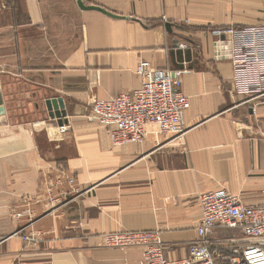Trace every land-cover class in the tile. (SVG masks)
Wrapping results in <instances>:
<instances>
[{
  "label": "crops",
  "instance_id": "crops-1",
  "mask_svg": "<svg viewBox=\"0 0 264 264\" xmlns=\"http://www.w3.org/2000/svg\"><path fill=\"white\" fill-rule=\"evenodd\" d=\"M78 1L0 2V264H144L143 248L104 246L123 231H156L165 256L183 259L200 194L264 206V97L234 96L211 35L260 25L264 0H83L127 19ZM141 61L185 71L181 144L150 128L115 146L87 117L92 99L140 86ZM238 237L218 229L213 241Z\"/></svg>",
  "mask_w": 264,
  "mask_h": 264
},
{
  "label": "built area",
  "instance_id": "built-area-1",
  "mask_svg": "<svg viewBox=\"0 0 264 264\" xmlns=\"http://www.w3.org/2000/svg\"><path fill=\"white\" fill-rule=\"evenodd\" d=\"M211 35L219 44V56L224 52L231 60L234 96L246 102L263 98L264 22L216 29ZM136 73L140 79L136 90L109 100L92 99L88 119L105 127L115 146L144 143L150 128L163 138L183 143L187 133L185 116L191 106L190 98L182 91L185 71L159 69L149 61H141ZM197 203L202 214L197 240L189 244L183 259L165 256L164 242L156 231L105 234L104 246L143 248L144 264H264V206L247 204L226 189L200 194ZM218 229L238 231L240 237L215 242L213 236ZM23 239L33 245L40 242L36 235Z\"/></svg>",
  "mask_w": 264,
  "mask_h": 264
},
{
  "label": "water",
  "instance_id": "water-1",
  "mask_svg": "<svg viewBox=\"0 0 264 264\" xmlns=\"http://www.w3.org/2000/svg\"><path fill=\"white\" fill-rule=\"evenodd\" d=\"M78 4H79L80 8L83 9V10H93V11H98V12H101V13H103V14L109 16V17L116 18V19H127V18H122L121 16H117V15H115V14H113V13H111V12H109V11H107V10L101 8V7H98V6H89V7H85V3L83 2V0H79V1H78ZM167 28L170 30V29H171V25L168 24V25H167ZM223 40H224V38H223ZM218 45H219V44L217 43V44H216V47H217ZM220 46H221L223 49H225V48H224L225 45H220ZM217 49H218V48H217ZM221 55H222V58H229L228 56H226V54H225L224 52H223ZM56 116L59 117V118L61 117V113H60L58 110H57Z\"/></svg>",
  "mask_w": 264,
  "mask_h": 264
}]
</instances>
